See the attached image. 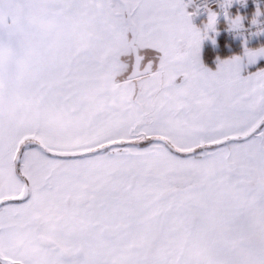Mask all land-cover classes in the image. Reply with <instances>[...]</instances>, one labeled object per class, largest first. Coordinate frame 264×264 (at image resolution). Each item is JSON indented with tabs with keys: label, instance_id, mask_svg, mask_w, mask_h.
Listing matches in <instances>:
<instances>
[{
	"label": "snow or ice",
	"instance_id": "snow-or-ice-1",
	"mask_svg": "<svg viewBox=\"0 0 264 264\" xmlns=\"http://www.w3.org/2000/svg\"><path fill=\"white\" fill-rule=\"evenodd\" d=\"M0 264H264V0H0Z\"/></svg>",
	"mask_w": 264,
	"mask_h": 264
}]
</instances>
